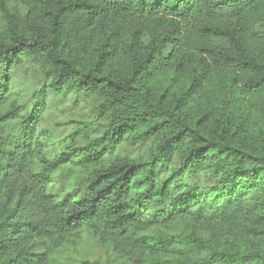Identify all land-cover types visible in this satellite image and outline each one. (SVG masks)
Returning <instances> with one entry per match:
<instances>
[{
	"label": "trees",
	"instance_id": "trees-1",
	"mask_svg": "<svg viewBox=\"0 0 264 264\" xmlns=\"http://www.w3.org/2000/svg\"><path fill=\"white\" fill-rule=\"evenodd\" d=\"M20 2L0 42V264H58L84 232L126 264H264V0ZM31 58L50 64L48 92L99 100L101 137L53 157L39 107L9 128L22 106L4 80ZM127 139L149 152L107 162ZM188 220L189 236L163 233Z\"/></svg>",
	"mask_w": 264,
	"mask_h": 264
},
{
	"label": "rangeland",
	"instance_id": "rangeland-1",
	"mask_svg": "<svg viewBox=\"0 0 264 264\" xmlns=\"http://www.w3.org/2000/svg\"><path fill=\"white\" fill-rule=\"evenodd\" d=\"M25 12L26 9L20 0H7L5 10L0 8V42L7 40L11 22L22 25ZM51 77L52 69L49 63L43 62L42 59L31 58L28 62L23 61L13 67L4 82L5 92L8 93V103L22 106V110L9 128L19 127L26 119V115L39 107L37 126L39 139L46 141L49 145L44 152L54 157L61 153H70L75 147L83 148L92 140L101 137L114 117L98 118L96 116L95 108L99 103L96 98L83 97L72 92L63 95L48 92L46 87L49 86ZM44 90L48 93L43 94ZM7 131L8 129L2 134V141H8ZM149 150V144L127 139L108 151L107 162H113L124 156L138 158ZM178 159V155L174 157V164ZM80 174L77 170L65 176L61 173L55 174L48 185V192L62 195L71 191L74 185H77ZM199 182L202 185H208L212 183V179L209 175L202 174ZM1 203L0 201V216L4 213ZM194 231V225L188 220L163 230V233L183 239ZM54 257L58 260V264H79L81 259L96 260L105 264L109 260H114L116 264H126L125 261L116 257L109 245L89 232L82 233L79 239H73L64 247L56 249Z\"/></svg>",
	"mask_w": 264,
	"mask_h": 264
}]
</instances>
